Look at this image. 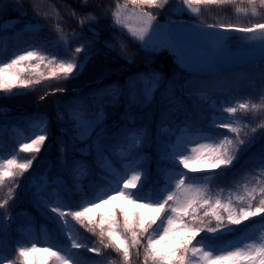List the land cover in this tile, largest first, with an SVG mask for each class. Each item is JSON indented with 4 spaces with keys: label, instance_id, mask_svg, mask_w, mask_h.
<instances>
[{
    "label": "trees",
    "instance_id": "1",
    "mask_svg": "<svg viewBox=\"0 0 264 264\" xmlns=\"http://www.w3.org/2000/svg\"><path fill=\"white\" fill-rule=\"evenodd\" d=\"M13 1L25 0H0V19L19 15L7 7ZM54 1L89 12L96 20H69L63 28L70 36L79 35L66 53L53 42L56 23L47 18L31 17L40 24L35 29H0V123L15 119L24 124L41 112L49 117L25 148L18 133L0 131V264H264V241L256 242L264 236V226H254L264 212V85L248 91L246 108L234 111L233 126L209 129L213 142L193 146L202 164L189 167V178L172 196L164 194L168 145L180 126L208 110L213 90L239 87H213L211 77L184 67L170 51L144 49L110 11L122 3L172 32L184 27L178 17L198 18L187 11L178 14L172 9L178 2L212 8L226 23L248 25L264 21V0ZM241 7L255 9L262 18L235 17L234 9ZM115 36L122 40L123 53L108 45ZM28 45L35 48L13 55L14 48ZM70 58L83 65L68 75ZM259 81L258 74L246 82ZM101 125L104 136L95 148L92 138ZM29 129L25 126L24 135ZM128 144L131 157H143L135 162V185L126 192L159 203L164 212L175 211L186 229L204 236L209 251L197 252L194 236L187 234L171 252L162 253L148 243L149 220L133 208L125 211L120 202L106 203L123 192L121 175L108 178L95 172L103 168L106 154ZM62 152L65 164H58ZM44 171L60 182L38 188ZM248 231L257 236L246 248L242 234ZM234 242L238 247L232 260L228 254L209 259Z\"/></svg>",
    "mask_w": 264,
    "mask_h": 264
},
{
    "label": "rangeland",
    "instance_id": "2",
    "mask_svg": "<svg viewBox=\"0 0 264 264\" xmlns=\"http://www.w3.org/2000/svg\"><path fill=\"white\" fill-rule=\"evenodd\" d=\"M10 9L17 11L18 16L22 20L14 28V31H22L28 29L39 28L40 24L36 21H31V17L35 18H47L50 21L56 23V36L53 42L56 46H60L63 52L66 50L69 42L77 37L79 34L69 35V30L63 28L69 20L76 18L79 23L85 22H95V17L89 12H83L79 9H75L69 5V3L63 1L54 0H25L24 4L22 2L13 1L7 5ZM173 10L177 11L178 14H183L188 12L189 16H198V18L187 19L178 17V19L183 20L188 25V32H179L176 35L183 36H194L198 38L199 42L204 43V48L196 46H189L187 44H182L178 40L169 41L163 32H166V26L163 22H158L151 19L152 23L155 25L148 24L145 20L134 17L133 13L136 11L133 8H128L122 3H116L111 6V17L117 21L120 25L124 27V32L129 33L132 38L138 41L139 45L144 49L159 51V50H171L174 55L177 56L178 60L184 66H194V69L199 72L207 73H217L220 72V66L223 60H231L235 58L238 54L243 51L251 49L253 47H264V21H257L252 24L243 25L235 23H226L224 17H218V12L212 10V8H201L196 9L187 3H177L173 6ZM212 14H211V13ZM235 17L250 16L256 18H262L260 14L252 8H236L234 9ZM133 17V18H132ZM215 17V22L208 21ZM71 33V32H70ZM110 48L112 47L115 51L123 53L122 40L115 36L113 40L108 43ZM34 47L29 45L23 48L14 49V55H17L21 51H25L29 48ZM207 48L211 49L208 50ZM29 53V52H28ZM68 62V69L64 72L71 75L72 72L78 67H82L83 62L70 58ZM77 65V66H75ZM264 71V70H263ZM259 72L257 69L251 72V78H258V74L261 75V81L257 83H241L238 84L239 89H235L228 93L212 91L209 96L208 110L200 115L193 117L191 122V128L188 125H184L179 131V144L173 150L170 148L169 160L174 165L167 169L163 176L164 187L163 191L171 195L172 190L180 186L188 177L189 171L180 166L179 163L183 162L185 165H190L191 167H198L200 163L196 162L192 153L188 149L194 143L204 141L205 143H212L214 136L213 133H209L206 129L207 127L212 128H229L234 124V111L238 106L246 108L244 102L247 99L248 93L253 89H259L264 85V74ZM221 78H215L214 86L222 83ZM249 91V92H248ZM77 97V96H75ZM87 96H80V98H86ZM47 119H35L28 123V126H40ZM202 123V124H201ZM103 124H107L106 121ZM10 129L13 133L21 132L20 124L15 121V119L6 122L3 120L0 123V131L3 134L10 135ZM37 133V130L32 129L33 138ZM216 134V133H215ZM1 135V134H0ZM177 135V136H178ZM104 136V131L102 125L95 132L92 138V147L100 148V141ZM122 153L117 154L116 160H112L111 157H107L103 168H100L95 172L96 175H101L102 177L112 178L113 173L116 175H121V186L123 189L122 193H118L116 196L110 198L106 203L111 201H117L122 204L125 211H130L132 208L134 211H138V215L143 220H149L153 223V228L151 229L149 235L150 245L161 251L169 252L175 246L178 245L179 238L182 235L191 234L194 235V246L200 252H206L208 250L207 244L203 242V238L200 236L199 231L187 230L181 225L180 219L175 216V211H171L170 214L164 213L162 207L159 203L149 200H144L139 196L135 198L126 192V189L135 185V179L132 175H138L139 165L134 164L135 158L129 156H124L129 153V147L122 150ZM65 153L62 152L58 159H56L58 164H65ZM123 157V158H122ZM50 164V163H49ZM176 164V165H175ZM125 166L124 172H122ZM48 172V171H47ZM46 171L42 172L38 176V188L45 186L47 182H60V179L55 180L57 175H45ZM90 180V179H89ZM110 204V203H109ZM263 213L260 214L259 218L256 219L254 223L255 227H260L263 224ZM262 218V219H261ZM255 221V220H254ZM257 233L247 232L242 234L243 243L250 247L254 239H256ZM264 241V236L257 239V243ZM234 247L238 245L234 242L232 246L217 252H213L209 255V259L214 257H222L225 259L228 254V259L232 260L234 255L230 256ZM207 264V261H205Z\"/></svg>",
    "mask_w": 264,
    "mask_h": 264
},
{
    "label": "water",
    "instance_id": "3",
    "mask_svg": "<svg viewBox=\"0 0 264 264\" xmlns=\"http://www.w3.org/2000/svg\"><path fill=\"white\" fill-rule=\"evenodd\" d=\"M18 22V18H8L5 19L2 23H1V27L3 29L6 28H12L13 26H15V24Z\"/></svg>",
    "mask_w": 264,
    "mask_h": 264
},
{
    "label": "bare ground",
    "instance_id": "4",
    "mask_svg": "<svg viewBox=\"0 0 264 264\" xmlns=\"http://www.w3.org/2000/svg\"><path fill=\"white\" fill-rule=\"evenodd\" d=\"M194 44L197 45L198 47H201V48H204L205 49V47H203L204 46L203 45L204 44L203 42H199L198 40H196V41H194ZM178 144H179V137H177L174 140L173 144L171 145V149L173 150Z\"/></svg>",
    "mask_w": 264,
    "mask_h": 264
}]
</instances>
